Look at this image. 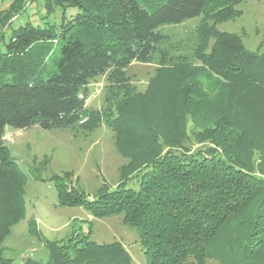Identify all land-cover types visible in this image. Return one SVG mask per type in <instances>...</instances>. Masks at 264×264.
I'll list each match as a JSON object with an SVG mask.
<instances>
[{"label":"trees","instance_id":"trees-1","mask_svg":"<svg viewBox=\"0 0 264 264\" xmlns=\"http://www.w3.org/2000/svg\"><path fill=\"white\" fill-rule=\"evenodd\" d=\"M242 1L45 0L37 20L1 37L0 264H134L121 241L99 242L81 225L62 242L40 235L47 260L4 254L25 217L27 183L6 127L79 135L104 122L130 159L120 182L90 198L54 177L59 205L121 214L138 231L145 264H264V46L251 50L241 34L218 28L241 15ZM133 60L156 65L146 91L128 73ZM198 65L210 74L207 89L189 80ZM99 75L105 98L92 107L88 86ZM236 86L245 88L230 93ZM147 98L157 103L149 115Z\"/></svg>","mask_w":264,"mask_h":264},{"label":"rangeland","instance_id":"rangeland-1","mask_svg":"<svg viewBox=\"0 0 264 264\" xmlns=\"http://www.w3.org/2000/svg\"><path fill=\"white\" fill-rule=\"evenodd\" d=\"M238 8L241 15L221 21L218 28L238 32L246 47L251 50L263 47L264 0H243ZM0 10L4 11L2 15L6 19V22L0 19L1 39L4 34L7 36L11 28L18 27L27 19L37 20L46 11L45 0H0ZM198 20L199 17L188 19L178 29L183 32L185 24L193 25ZM169 28L166 26L165 30ZM207 70L198 65L196 74L189 80L196 79L205 89L209 88L210 74ZM155 72L156 65L138 60H133L128 69L133 82L141 91H146L150 77ZM106 84L105 75H99L91 81L87 98L89 106L103 105ZM244 88L236 86L229 89V92L243 91ZM141 106L142 112L147 115L157 109V103L149 98ZM185 122L193 138L190 132L193 119L190 114ZM6 144L10 154L27 175L25 217L12 227L11 233L4 240L6 256L13 258L16 263H21L28 256L47 260L50 251L41 237L62 242L72 234L74 227L81 225L85 231L91 226V238L99 242L121 241L131 253L134 264L146 263L147 257L139 242L137 229L125 223L121 214L94 217L84 206L58 204L54 177L65 179L70 185L82 189L90 198L99 188H113L120 182L122 166L128 164L130 159L118 148L114 130L107 123L104 122L88 134L79 135H74L69 128L45 129L37 124L17 128L8 125ZM132 183L133 179H130L128 184ZM31 219L37 228L36 232L32 227L30 229ZM208 261L216 263L213 259Z\"/></svg>","mask_w":264,"mask_h":264}]
</instances>
